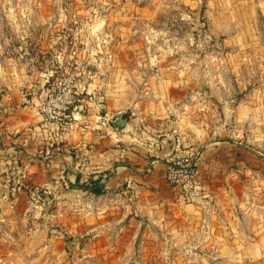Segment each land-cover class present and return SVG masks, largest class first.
Here are the masks:
<instances>
[{
  "label": "rangeland",
  "instance_id": "obj_1",
  "mask_svg": "<svg viewBox=\"0 0 264 264\" xmlns=\"http://www.w3.org/2000/svg\"><path fill=\"white\" fill-rule=\"evenodd\" d=\"M13 21L38 23L40 38L54 41L39 54L47 75L55 55L86 49L100 105L137 123L128 144L137 162H172L202 150L210 134L245 153L244 171L256 182L264 167V0H0V43L14 35ZM12 122L0 127V264H238L210 252L218 240L176 236L191 223L168 206L137 203V191L116 187L112 203L74 186L66 172L78 171L91 148L69 144L62 127L13 130Z\"/></svg>",
  "mask_w": 264,
  "mask_h": 264
},
{
  "label": "crops",
  "instance_id": "obj_2",
  "mask_svg": "<svg viewBox=\"0 0 264 264\" xmlns=\"http://www.w3.org/2000/svg\"><path fill=\"white\" fill-rule=\"evenodd\" d=\"M12 28H15L14 35L6 33L4 42L0 43V127L7 126L14 119L10 127L18 130L35 126L36 123L44 124L37 105L51 73L47 75L41 70L39 54L53 49L54 41L51 44L40 38L38 23L17 22ZM94 86L88 82L85 87L91 95L93 120L100 113L111 121L107 127L99 128L93 122L91 130L67 131L66 140L69 144H89L91 149L81 155L83 164L77 168L78 171L69 167L66 173H72L75 179L77 174L81 175L82 181L91 178L101 180L105 185V193L90 194L100 201L110 198L112 203L117 202L119 197L113 191L119 186L137 191L138 197H133L138 200L137 203H144L151 208L168 206L177 221L191 223L190 229L182 226L183 229L176 230V236L190 233L193 239L218 240V247L210 252L234 257L238 259V264H264V167H256V176L253 177L256 182L251 183L247 178L248 173L244 171L247 169L243 164L245 153L239 149L233 154L232 145L209 134L208 145L201 146L202 150L198 149L201 158L197 165V180L202 190L195 201H188L166 181L169 160L137 162V158L132 157L128 144L135 140L133 130L135 132L137 129V123L128 117L126 131H116L113 119L121 112L111 115L104 105H100L101 99L99 93H95ZM127 114L126 111L125 117ZM196 142L197 139H192L191 144ZM179 144L175 140L174 147ZM233 156L240 160L239 167L235 169ZM260 161H264V158ZM252 184L257 187L255 197L248 192ZM88 199L91 200L90 197ZM158 222L163 226L162 223L168 220L161 218ZM187 252L201 253L204 250L192 247Z\"/></svg>",
  "mask_w": 264,
  "mask_h": 264
},
{
  "label": "built area",
  "instance_id": "obj_3",
  "mask_svg": "<svg viewBox=\"0 0 264 264\" xmlns=\"http://www.w3.org/2000/svg\"><path fill=\"white\" fill-rule=\"evenodd\" d=\"M85 48L75 44L70 50L53 57L56 70L46 80L44 93L37 105V111L46 125L62 127L68 132L88 131L95 122L99 128L107 127L111 119L91 114V98L85 89L90 79V62L85 57ZM201 158L199 151L169 162L166 168L168 183L184 195L186 200L195 201L201 192L197 180V165Z\"/></svg>",
  "mask_w": 264,
  "mask_h": 264
},
{
  "label": "trees",
  "instance_id": "obj_4",
  "mask_svg": "<svg viewBox=\"0 0 264 264\" xmlns=\"http://www.w3.org/2000/svg\"><path fill=\"white\" fill-rule=\"evenodd\" d=\"M74 186L78 189L89 191L95 195H102L105 193V185L101 183V180H94L91 178L88 181H82L81 175L76 176Z\"/></svg>",
  "mask_w": 264,
  "mask_h": 264
},
{
  "label": "water",
  "instance_id": "obj_5",
  "mask_svg": "<svg viewBox=\"0 0 264 264\" xmlns=\"http://www.w3.org/2000/svg\"><path fill=\"white\" fill-rule=\"evenodd\" d=\"M125 116L126 112H121L113 119V124L119 132H124L127 129L128 119Z\"/></svg>",
  "mask_w": 264,
  "mask_h": 264
}]
</instances>
